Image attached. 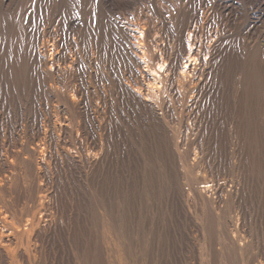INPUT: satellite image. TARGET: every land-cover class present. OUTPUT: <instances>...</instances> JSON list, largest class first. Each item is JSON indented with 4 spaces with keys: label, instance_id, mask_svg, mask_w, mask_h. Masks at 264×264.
Here are the masks:
<instances>
[{
    "label": "bare ground",
    "instance_id": "1",
    "mask_svg": "<svg viewBox=\"0 0 264 264\" xmlns=\"http://www.w3.org/2000/svg\"><path fill=\"white\" fill-rule=\"evenodd\" d=\"M113 5L0 0V123L16 106L28 116L21 142L0 126V264H76L61 244L74 246L87 222L79 245L94 264H170L176 250L173 264H188L200 238L213 250L202 264H254L245 254L248 225L264 228V106L251 130L233 109L258 86L232 91L227 80L233 58L264 70L249 23L187 0L171 13L158 2V24L140 14L128 29ZM84 195L90 219L69 214ZM173 228L189 232L174 250Z\"/></svg>",
    "mask_w": 264,
    "mask_h": 264
},
{
    "label": "rangeland",
    "instance_id": "2",
    "mask_svg": "<svg viewBox=\"0 0 264 264\" xmlns=\"http://www.w3.org/2000/svg\"><path fill=\"white\" fill-rule=\"evenodd\" d=\"M97 1H99L100 2V0H97ZM107 1H109V0H107ZM150 1H151V3H150ZM158 2H161V4H163L162 6H164L166 9H167V13H171V11L172 12H174L175 10H174V8L176 9V7L177 6H179L180 4H182L183 6L184 5H186V2H187V0H149V1H147V0H110V3L115 7L114 8V14L112 13V19L115 21L116 20V22H118V23H120V24H122V25H124L125 27H127L128 29L129 28H131V24H132V22L133 23H135L134 22V20H136V19H139L140 17V19H150V20H152V22L153 23H156L157 21V19L158 18H160L159 17V14H158V11H157V3ZM213 2H215V3H217V4H220V5H222V6H224V7H226V9H225V12H228V13H230L231 11H233L234 9H236L235 10V14H234V16H233V21L232 22H234V26L236 27V28H238L239 27V25H241V24H244L245 22L247 23H249L247 26H248V29L249 30H251L252 31V34H251V36H250V38L251 39H248L249 41H250V43H252V42H257L258 44H259V46H260V49H262L263 51H264V0H209V5L211 4V3H213ZM147 4V6H145ZM179 4V5H178ZM206 4H208V3H206ZM175 5H176V7H175ZM155 6V7H154ZM228 6V7H227ZM233 6V7H232ZM22 7V9L20 8L19 9V13L17 14L18 15V18H21V15L23 16V12L25 11V9L27 8L26 7V4H24V5H22L21 6ZM24 7V8H23ZM209 7V6H208ZM116 9V10H115ZM153 9V10H152ZM208 9H210V7L208 8ZM231 9V10H230ZM156 10V11H155ZM174 10V11H173ZM87 11V9H85V11L84 12H86ZM230 11V12H229ZM22 12V13H21ZM133 12V13H132ZM156 13V14H155ZM125 14V15H124ZM133 14H134V16H133ZM140 14H143L142 16H140ZM20 16V17H19ZM138 16V17H137ZM140 16V17H139ZM149 16H151L150 18H148ZM156 16H158V17H156ZM42 17H45V15L43 14L42 15ZM131 17V18H130ZM133 17V18H132ZM137 17V18H136ZM143 17V18H142ZM153 17V18H152ZM155 17V18H154ZM152 18V19H151ZM129 19H133L132 21L131 20H129ZM129 21V22H128ZM156 21V22H155ZM122 22V23H121ZM159 22V21H158ZM158 22H157V24H158ZM128 23H130L129 25H128ZM251 28V29H250ZM259 50V49H258ZM258 50H255L254 52H257V53H255V55L257 56H259L257 59H258V61H256L255 63L256 64H258L259 62L261 63V62H263L262 64L264 65V55H262L261 54V52L260 51H258ZM260 52V53H259ZM247 53H248V51H247ZM253 55H254V53H253ZM242 59V57H239L238 58V60L237 59H232V61H230L231 62V64H232V68L230 69V72L228 73V75H229V77L227 78V80H229V86L230 85H232V87H230V89H232V91H234L235 89H236V86L237 85H239L242 89H244L243 87H244V85H245V82H247V84L249 83V81L251 82L252 80H254L255 81V83H256V85H255V87H257V88H255L254 89V94H252V95H250V94H247V95H245L246 96V98L244 97V96H242V99H241V101L240 102H238V101H236L235 102V109H233V111H234V115L233 116H235V118H236V115H237V120H238V118H239V116L240 117H243V118H245V116L247 117V121H248V125H249V127H250V129L251 130H254L255 129V123H254V117H256V116H261V112H262V109H263V106H264V70L262 71V70H259V69H257V71L258 72H256V70H254V68L252 69L251 68V66H252V63L251 62H249L247 59H245L244 57H243V61H240ZM263 61H262V60ZM245 60H247V61H245ZM254 63V64H255ZM251 65V66H250ZM250 66V67H249ZM256 68V67H255ZM227 69H229V68H227ZM253 70V71H252ZM240 71V72H239ZM259 71H260V73H259ZM250 74H252V75H254V77L251 75L250 76ZM258 74V75H257ZM256 75V76H255ZM251 77H253V78H251ZM258 78V79H257ZM240 79H242L241 81H239ZM248 79H249V81H248ZM263 80V81H262ZM262 81V82H261ZM262 85V86H261ZM262 91V92H261ZM250 95V96H249ZM256 96V97H255ZM224 97H225V95H224ZM254 97V98H253ZM249 98V99H248ZM257 98V99H256ZM224 99V98H223ZM251 99V100H250ZM263 99V100H262ZM245 100V101H244ZM250 100V101H249ZM254 100H256L255 102H254ZM235 101V100H234ZM243 101V102H242ZM248 102V103H247ZM251 104V105H250ZM253 104V105H252ZM238 105V106H237ZM240 105H242V106H240ZM263 105V106H262ZM243 106H245V108L243 107ZM18 110V112H15V111H17ZM255 111V112H254ZM261 111V112H260ZM15 112V113H14ZM244 112V113H243ZM16 113H17V117H16ZM260 113V114H259ZM13 114V115H12ZM18 114H20V115H18ZM259 114V115H258ZM22 115V116H21ZM251 116L253 117L252 118V120H251ZM10 117V118H9ZM9 117L7 116V114L2 118V121H3V123L1 124L0 123V126L1 127H6L8 124H13V127H15V133H14V131L12 132V137H15L14 139H16V140H18V141H20L21 142V140H22V135H21V126L23 125L22 123L28 118V116H27V113L24 111V114H23V112H20V110H19V108H18V106H16V110H11V114L9 115ZM15 117V118H14ZM25 117V119H23ZM9 118V119H8ZM19 118H21V120L19 119ZM5 119V120H4ZM8 120H9V122H8ZM11 120V121H10ZM13 120H15L14 122H12ZM18 120V121H17ZM22 121V122H21ZM253 121V122H252ZM11 122V123H10ZM18 122V123H17ZM6 123V125H4ZM22 124V125H20V124ZM19 125V126H18ZM17 127V128H16ZM19 133H18V132ZM255 133V132H254ZM14 134V135H13ZM19 134H20V136H19ZM18 138V139H17ZM19 138H20V140H19ZM14 141V140H13ZM259 146H260V143H259ZM154 155H157V153H155ZM228 169V168H227ZM226 169V170H227ZM194 173H196V171L194 172ZM232 178H234V171L233 170H231L230 171V173H228ZM163 176H159V184L160 185H163L162 186V189H161V186H160V189H159V186L156 188V190H155V192H153L154 194L155 193H157L156 195H158V190L160 191V192H165L166 193V191L165 190H163V188L164 189H166V184H165V182L166 181H168V175H164V174H162ZM160 178H162L161 180H160ZM166 180V181H165ZM162 181V182H161ZM62 184H63V186H59V191H61V189H63L61 192H60V194H59V205L61 204H63L62 205V207H65V205L66 204H68V202L67 201H69V200H71L69 197V195H70V193H69V187L67 186V185H65V183L64 182H62ZM165 184V185H164ZM66 187H65V186ZM64 187V188H63ZM182 187L184 188V190H186L187 189V187H184L183 185H182ZM66 189V190H65ZM68 189V190H67ZM64 191V192H63ZM63 192V193H62ZM68 193V194H66L65 195V193ZM86 192V191H85ZM64 194V195H63ZM63 196V197H62ZM64 196H67V197H64ZM85 196V195H84ZM67 198V200L65 201V199ZM79 198L81 199L82 198V200L80 201L79 200V203H76L75 205H77V206H75L74 205V202H72V204H73V210H72V212L71 213H69V214H73L72 216L73 217H78V218H85V219H90L89 217L90 216H88V214H90V210H89V207H88V205H87V200L86 199H88V197H87V195L85 196V198L83 197V196H79ZM10 199V201L12 202V207H13V205L15 204V207H17L18 209H21L22 207V209L21 210H23V209H25V203H27V202H25V200H23L22 199V201H20V202H22L21 204H20V202L18 203H14L13 202V198H9ZM61 199H63V200H61ZM84 199V200H83ZM24 201V202H23ZM86 201V202H85ZM254 201H256L257 203H259L260 202V205H262V202H263V200L262 199H259V201L258 200H254ZM81 202V203H80ZM85 202V203H84ZM69 203H70V201H69ZM83 204H85V205H83ZM19 205H21V206H19ZM20 208H19V207ZM84 206V207H83ZM11 207V206H10ZM11 207V208H12ZM75 207H76V209H75ZM79 207V208H78ZM81 208V209H80ZM88 209L89 211H87V210H85V209ZM13 209H14V207H13ZM76 211H75V210ZM79 209L81 210V211H79ZM15 210V209H14ZM17 211H19V210H17ZM88 214H87V213ZM78 213V214H77ZM86 213V214H85ZM164 213V212H163ZM81 214V215H80ZM83 214H85L86 215V217H84L85 215H83ZM250 214H251V216L253 215V208H250ZM78 215V216H77ZM259 216V215H258ZM252 218L254 219V221H256L257 219H255L256 217L255 216H252ZM90 223H88L87 222V226L85 225H83L82 223L79 225V227H78V230L79 231H81V233H79V232H77L78 233V238H76L75 239V242L76 243H74V246L72 245H70V247H67L65 244H64V242H62V248L60 249L61 251H63L64 252V254L65 255H67V251L68 252H74L75 253V255H76V264H90V262H91V264H94V261H93V259H91L90 258V256H87V257H84V256H81V254H82V250L80 249L81 248V246L79 245V243H81L82 241H86V242H88L89 241V239H87V238H90V235H88L89 234V232H90V229H89V227H91L90 225H89ZM249 224V223H248ZM81 225H82V227L83 228H81ZM86 229V231H85V229ZM263 228V227H262ZM92 229V228H91ZM174 229V230H173ZM172 230H173V234L175 233V240H173V241H170L169 243H170V245L168 244L167 246H166V248H168L169 247V249L171 248V249H175V247H176V242H179L180 241V238L183 236V235H186V233L187 234H189V232L188 231H184V233H182L181 232V235H179V232H178V230L176 229V228H173ZM247 229L251 232V236L250 237H248V240H250V243L252 242V244L251 245H253L254 243V245L253 246H251V248H253V249H251L250 248V250L252 251H250L249 250V252H247V254H245V256L246 255H248V257L246 256L245 258L247 259V258H249L250 257V259H256L255 260V263L254 264H259V261H260V254L262 253V252H264L263 250H264V228L263 229H261L260 227H259V225L258 224H256L255 222H252L251 223V225L249 224L248 225V227H247ZM89 230V231H88ZM263 230V231H262ZM261 231V232H260ZM85 232V233H84ZM148 233H149V231H147ZM87 233V234H86ZM81 235H83V236H81ZM87 235V236H86ZM148 236V234H145L144 233V237H147ZM83 238V239H82ZM79 239V240H78ZM203 240V241H202ZM78 241V242H77ZM202 242V243H201ZM78 244V245H77ZM195 245H196V251H194V260L192 259V260H190L189 261V263L188 264H202L203 262H207L209 259H211L212 257V252H213V250L211 251L210 250V248H209V246H207L206 244H205V242H204V238L202 239V238H200L199 240H197V241H195ZM198 245V246H197ZM204 248H203V247ZM207 246V247H206ZM66 247V248H65ZM75 247V248H74ZM78 247V248H77ZM217 248H219L218 247V245L216 246ZM65 248V249H64ZM71 248V249H70ZM209 248V249H208ZM68 249V250H67ZM78 249V252L76 251ZM145 250V249H144ZM199 251V252H198ZM203 251V252H202ZM207 251V252H206ZM176 252H177V254L176 255H174V253H173V256H172V260H171V263L170 264H173V262L174 261H176V258H177V256H178V254H180L181 255V250H176ZM209 252V253H208ZM217 253V252H216ZM80 255V257H79V255ZM217 254H219V256L218 257H221L222 255L220 254V252H218ZM258 254V255H257ZM83 255V254H82ZM208 256V257H207ZM252 256V257H251ZM256 257V258H255ZM80 258V259H79ZM198 258H199V260H198ZM78 259V260H77ZM81 260V261H80ZM200 262V263H199ZM229 262L225 259V260H223V262H221V264H228ZM235 264H239L238 263V261L237 262H234ZM230 264V263H229Z\"/></svg>",
    "mask_w": 264,
    "mask_h": 264
}]
</instances>
